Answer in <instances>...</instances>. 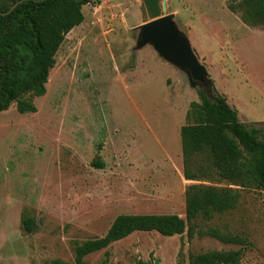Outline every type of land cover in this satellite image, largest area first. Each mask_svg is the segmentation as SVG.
I'll return each mask as SVG.
<instances>
[{"label":"rangeland","instance_id":"374dc122","mask_svg":"<svg viewBox=\"0 0 264 264\" xmlns=\"http://www.w3.org/2000/svg\"><path fill=\"white\" fill-rule=\"evenodd\" d=\"M238 2L164 0L166 15L179 9L178 31L208 73L203 82L137 45L142 0L81 6L84 20L59 46L45 94L23 97L35 112L20 114L15 103L0 112V264H74L76 246L102 237L118 215L184 217L188 186H227L215 175L184 180L179 130L198 91H216L264 140V29L228 10ZM241 194L235 210L197 220L190 242L186 233L134 232L82 264H188V253L240 248L198 236L208 228L247 238L240 264H264V191ZM30 217L36 227L26 233Z\"/></svg>","mask_w":264,"mask_h":264},{"label":"trees","instance_id":"16d2710c","mask_svg":"<svg viewBox=\"0 0 264 264\" xmlns=\"http://www.w3.org/2000/svg\"><path fill=\"white\" fill-rule=\"evenodd\" d=\"M20 0H0V13ZM97 0H23L9 14L0 15V112L12 103L20 114L34 113L31 100L41 97L54 56L65 36L83 20L81 6ZM241 22L264 29V0H239L228 6ZM198 102H191L186 123L180 127V147L184 180L200 182L213 175L227 183L225 187L192 184L184 191L185 214H121L106 233L76 246L74 264H82L92 253L105 249L134 232H156L163 237L186 233L190 242L196 234L197 220L210 222L236 209L243 190L264 191V140L259 130L248 128L226 98L218 92L198 91ZM264 124V123H263ZM103 168V164H94ZM36 227L30 217L22 222L26 233ZM237 250L188 253V264H240L247 238L222 232L219 228L197 231Z\"/></svg>","mask_w":264,"mask_h":264},{"label":"water","instance_id":"95a60500","mask_svg":"<svg viewBox=\"0 0 264 264\" xmlns=\"http://www.w3.org/2000/svg\"><path fill=\"white\" fill-rule=\"evenodd\" d=\"M23 0L16 2L0 15L9 14ZM142 0L147 22L143 25L141 39L137 45L151 44L162 59L169 61L180 72L188 76L190 81L203 82L206 77L205 68L198 63L188 40L174 23V16L166 15L164 0Z\"/></svg>","mask_w":264,"mask_h":264},{"label":"crops","instance_id":"0c3cea01","mask_svg":"<svg viewBox=\"0 0 264 264\" xmlns=\"http://www.w3.org/2000/svg\"><path fill=\"white\" fill-rule=\"evenodd\" d=\"M168 7H170V5H167ZM179 13V9H178V7L174 10V11H172L171 12V14L174 16V19H173V21H174V23L176 24V26H177V28H179V25H178V22L176 21V15ZM189 42V45H190V47L192 48V45H191V43H190V41H188ZM192 50H193V48H192ZM196 52V51H195ZM196 54H198L197 52H196ZM201 56V55H200ZM204 67V66H203ZM205 71H206V69H205ZM181 73H183V72H181ZM206 74H208L207 72H206ZM221 94V93H220ZM221 95H223V94H221ZM225 98H226V100H227V103H228V105L232 108V109H234L236 112H237V115L239 114V111H238V109H237V102L235 101L234 102V105H231L230 103H229V100L227 99V97L225 96V95H223ZM238 118H239V115H238ZM240 120V119H239ZM242 122V121H241ZM243 123V122H242ZM245 124V123H244Z\"/></svg>","mask_w":264,"mask_h":264}]
</instances>
